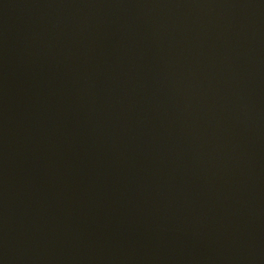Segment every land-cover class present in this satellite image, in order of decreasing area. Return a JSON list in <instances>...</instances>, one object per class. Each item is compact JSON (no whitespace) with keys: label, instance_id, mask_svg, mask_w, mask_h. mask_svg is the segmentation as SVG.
<instances>
[{"label":"water","instance_id":"1","mask_svg":"<svg viewBox=\"0 0 264 264\" xmlns=\"http://www.w3.org/2000/svg\"><path fill=\"white\" fill-rule=\"evenodd\" d=\"M0 264H264V0H0Z\"/></svg>","mask_w":264,"mask_h":264}]
</instances>
